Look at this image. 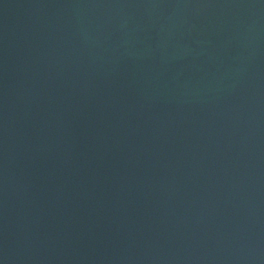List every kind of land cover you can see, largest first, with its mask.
Listing matches in <instances>:
<instances>
[{"label": "water", "instance_id": "obj_1", "mask_svg": "<svg viewBox=\"0 0 264 264\" xmlns=\"http://www.w3.org/2000/svg\"><path fill=\"white\" fill-rule=\"evenodd\" d=\"M0 264H264V0H0Z\"/></svg>", "mask_w": 264, "mask_h": 264}]
</instances>
